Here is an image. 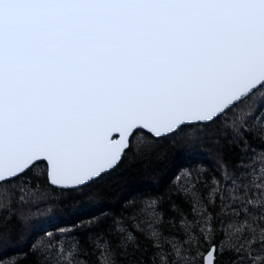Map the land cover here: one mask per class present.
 Returning a JSON list of instances; mask_svg holds the SVG:
<instances>
[{
  "label": "snow or ice",
  "instance_id": "1",
  "mask_svg": "<svg viewBox=\"0 0 264 264\" xmlns=\"http://www.w3.org/2000/svg\"><path fill=\"white\" fill-rule=\"evenodd\" d=\"M176 136L235 151L176 170L175 215L138 193L0 264H264V0H0V212Z\"/></svg>",
  "mask_w": 264,
  "mask_h": 264
},
{
  "label": "trees",
  "instance_id": "2",
  "mask_svg": "<svg viewBox=\"0 0 264 264\" xmlns=\"http://www.w3.org/2000/svg\"><path fill=\"white\" fill-rule=\"evenodd\" d=\"M222 131L217 128L216 135L220 136ZM234 151L223 138L218 144L208 139L189 141L184 136L155 141L150 137L137 138L133 149L128 150L114 170L80 192H52L50 198L38 204L23 209H17L15 205L3 209L0 212V256L10 259L17 253L28 251L30 242H34L45 229L73 225L86 228V218L109 210L119 211L123 202L138 193L164 194L163 211L166 216L175 215L169 207L167 189L176 170L182 166L201 164L211 172L221 155L229 161ZM172 199L183 207L177 197L172 196ZM10 210L15 214L11 220L5 221L4 216ZM20 264H32V257L20 261Z\"/></svg>",
  "mask_w": 264,
  "mask_h": 264
},
{
  "label": "water",
  "instance_id": "3",
  "mask_svg": "<svg viewBox=\"0 0 264 264\" xmlns=\"http://www.w3.org/2000/svg\"><path fill=\"white\" fill-rule=\"evenodd\" d=\"M118 163H119V162H118ZM115 167H116V166H115ZM115 167H114V168H115ZM110 171H112V170H109L107 173H109ZM104 175H105V174H104Z\"/></svg>",
  "mask_w": 264,
  "mask_h": 264
}]
</instances>
